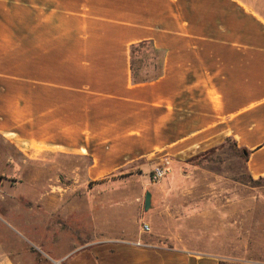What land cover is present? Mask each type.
<instances>
[{
	"label": "crops",
	"instance_id": "obj_1",
	"mask_svg": "<svg viewBox=\"0 0 264 264\" xmlns=\"http://www.w3.org/2000/svg\"><path fill=\"white\" fill-rule=\"evenodd\" d=\"M141 41L160 52V75L135 83L130 49ZM0 135L29 154L90 156L95 175L125 158L182 159L230 138L248 151L249 174L264 176V10L254 0H0ZM172 161L176 172L149 191L148 231L87 236L80 251L51 259L223 264L185 247L201 233L188 220L195 205L177 200L184 176ZM162 229L176 230L179 246L165 245ZM2 253L0 264H19Z\"/></svg>",
	"mask_w": 264,
	"mask_h": 264
},
{
	"label": "rangeland",
	"instance_id": "obj_2",
	"mask_svg": "<svg viewBox=\"0 0 264 264\" xmlns=\"http://www.w3.org/2000/svg\"><path fill=\"white\" fill-rule=\"evenodd\" d=\"M254 2L264 10V0ZM227 6L231 9L219 5V11ZM144 56L153 58L150 52ZM247 155L225 138L187 158L166 156L169 173L176 172L172 160L182 162L177 200L195 205L188 220L201 233V244L185 247L214 253L223 264H264V176L249 174ZM164 156L125 158L122 165L87 174L90 156L29 154L0 135V256L5 251L19 264H65L56 259L80 251L87 236L93 242L131 240L149 213L143 197L157 184L151 170ZM169 173L159 181L167 182ZM156 236L169 237V247L179 246L172 241L174 229Z\"/></svg>",
	"mask_w": 264,
	"mask_h": 264
},
{
	"label": "trees",
	"instance_id": "obj_3",
	"mask_svg": "<svg viewBox=\"0 0 264 264\" xmlns=\"http://www.w3.org/2000/svg\"><path fill=\"white\" fill-rule=\"evenodd\" d=\"M145 52H150L153 58L151 60L146 59L144 56ZM130 57L131 75L135 83L153 80L160 75L161 54L150 41H141L133 44L130 49ZM146 66H149L148 69Z\"/></svg>",
	"mask_w": 264,
	"mask_h": 264
},
{
	"label": "built area",
	"instance_id": "obj_4",
	"mask_svg": "<svg viewBox=\"0 0 264 264\" xmlns=\"http://www.w3.org/2000/svg\"><path fill=\"white\" fill-rule=\"evenodd\" d=\"M170 171V159L164 157L161 162L155 164L151 170V181L158 182L160 179L165 177ZM141 228L143 231H148L149 226L148 224H142Z\"/></svg>",
	"mask_w": 264,
	"mask_h": 264
},
{
	"label": "water",
	"instance_id": "obj_5",
	"mask_svg": "<svg viewBox=\"0 0 264 264\" xmlns=\"http://www.w3.org/2000/svg\"><path fill=\"white\" fill-rule=\"evenodd\" d=\"M150 198H151L150 192L146 191L143 197V210L144 211H147L150 207ZM55 264H57V262H55Z\"/></svg>",
	"mask_w": 264,
	"mask_h": 264
}]
</instances>
